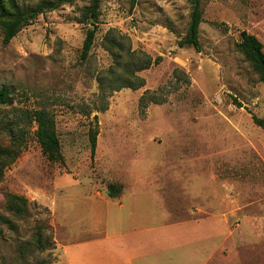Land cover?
Instances as JSON below:
<instances>
[{
    "label": "rangeland",
    "instance_id": "rangeland-1",
    "mask_svg": "<svg viewBox=\"0 0 264 264\" xmlns=\"http://www.w3.org/2000/svg\"><path fill=\"white\" fill-rule=\"evenodd\" d=\"M89 3L39 16L8 45L0 27V88L12 92L0 107V147L11 146L7 128L22 112L45 110L63 155L50 161L37 125L28 127L21 156L0 180V264H58L60 256L71 264L114 232L190 219L214 225L200 234L207 264H264V129L253 120L264 119V83L238 48L242 32L264 45V0H202L201 52L180 46L192 0H102L94 48L82 61L94 28L81 22ZM111 30L162 59L139 73L144 87L111 92L122 73L105 48ZM109 185L123 195L111 198ZM11 195L27 200L28 214L9 211ZM38 228L52 250L37 248Z\"/></svg>",
    "mask_w": 264,
    "mask_h": 264
},
{
    "label": "trees",
    "instance_id": "trees-1",
    "mask_svg": "<svg viewBox=\"0 0 264 264\" xmlns=\"http://www.w3.org/2000/svg\"><path fill=\"white\" fill-rule=\"evenodd\" d=\"M77 0H53L41 1L35 5H23L18 0H0V27L4 31V44L8 45L26 27L32 25L39 16L48 12L58 10L61 6L72 4ZM136 0H133L135 4ZM102 0H90L89 5L84 9L81 22L91 24L94 28L87 31L84 42L81 60L87 61L94 48L97 35V24L101 14ZM203 22L202 0H192L191 20L189 31L180 46L193 47L197 52H201L200 26ZM106 50L112 56L115 65L114 69L121 73L120 84L112 88L111 92H118L123 88L138 90L145 86L146 81L139 73L149 70L155 64L161 62V58L153 59L143 51H137L130 45L127 36L121 35L115 30L109 31L104 37ZM239 51L253 65L264 83V45L260 40L248 32L241 33V42L238 44ZM114 69L111 75L114 76ZM125 76V77H124ZM103 82V80H102ZM104 83V82H103ZM12 92L8 86L0 88V107H6L11 102ZM154 97L156 102H160ZM97 119V116H95ZM255 124L264 129V119L253 115ZM13 125L7 128L11 138V146L0 147V180L5 169L15 163L21 156L28 135V127L37 125L36 137L41 144L44 155L52 162L63 160L61 152V141L57 132L56 120L52 113L40 110L33 113L22 112V117H17L12 122ZM98 131L91 135L92 157L97 151ZM108 194L111 198L119 197L122 192L119 187L108 186ZM8 209L10 212L23 216L28 214V202L25 198L11 195ZM37 248L42 252L52 250L51 239L45 234L42 228H38L35 235Z\"/></svg>",
    "mask_w": 264,
    "mask_h": 264
},
{
    "label": "crops",
    "instance_id": "crops-1",
    "mask_svg": "<svg viewBox=\"0 0 264 264\" xmlns=\"http://www.w3.org/2000/svg\"><path fill=\"white\" fill-rule=\"evenodd\" d=\"M119 207L125 209L123 203ZM133 227L132 230L109 234L102 245H97L98 240L93 241L87 252V260L80 257L71 264L208 263L210 246L200 238L202 230L206 235L213 231L214 225L208 219L170 221L164 226L148 228ZM58 248L61 249L62 245L59 244ZM59 259L64 260L61 256Z\"/></svg>",
    "mask_w": 264,
    "mask_h": 264
}]
</instances>
